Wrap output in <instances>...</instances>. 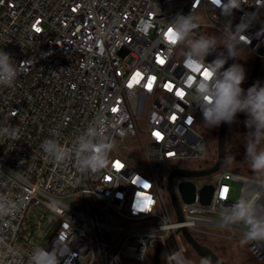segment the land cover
Returning <instances> with one entry per match:
<instances>
[{
	"label": "built area",
	"instance_id": "2783aa9c",
	"mask_svg": "<svg viewBox=\"0 0 264 264\" xmlns=\"http://www.w3.org/2000/svg\"><path fill=\"white\" fill-rule=\"evenodd\" d=\"M226 5L0 0V50L14 58L18 73L11 86L0 85V264H29L36 248L27 252L19 244L35 209L55 220L43 248L64 253L60 264H143L159 242L164 252L169 240H180L181 228L194 233L220 226L247 234V224L232 223V207L241 200L264 204V180L221 170L211 175L212 184L196 182L198 191L213 185V198L209 205L198 196L181 201L179 223L168 177L159 174L207 155L196 100L203 69L185 67L184 45L169 51L165 32L174 17L192 13L197 37L243 35L238 52L254 59L264 49V0H242L239 9ZM219 53L227 54L220 47L206 62ZM89 127L96 131L93 143L110 145L97 171H81L76 162L77 138ZM46 139L57 140L69 157L56 163L41 147ZM232 182L242 184L237 202ZM141 202L148 204L143 211ZM249 241L251 254L264 262V239Z\"/></svg>",
	"mask_w": 264,
	"mask_h": 264
},
{
	"label": "clouds",
	"instance_id": "9594fccd",
	"mask_svg": "<svg viewBox=\"0 0 264 264\" xmlns=\"http://www.w3.org/2000/svg\"><path fill=\"white\" fill-rule=\"evenodd\" d=\"M241 2L242 0H228L226 8L239 9ZM197 28L198 24L194 22L192 13L177 14L165 32L169 51L177 45H184L187 48L184 54L185 67L196 73L202 69L210 73L196 85V100L207 128L219 127L222 123L231 125L236 121L238 114L245 115L246 127L253 129V139L245 145V160L253 171L264 173V147L260 146V141L264 140V85L257 82L245 90L242 87L246 79L243 66L232 63L225 67L229 59L235 60L239 56V43L246 38L243 35L237 37L234 32L225 33L222 38L215 35L197 37L194 33ZM220 47H223L227 54L219 53L214 60L206 62V57ZM17 75L14 58L10 53L0 50V85L11 86ZM95 137V129L89 127L77 138L76 162L81 171H97L104 166L105 154L110 145L93 143ZM41 147L56 163L69 157V150L55 139H46ZM232 208V223L242 221L249 227L247 239H264V216L260 215V209L264 208V205L241 200ZM63 255L64 253L58 252L55 246L52 251L36 248L30 256L29 264H60ZM171 258L176 260L177 264H190L179 252L173 253Z\"/></svg>",
	"mask_w": 264,
	"mask_h": 264
},
{
	"label": "rangeland",
	"instance_id": "374dc122",
	"mask_svg": "<svg viewBox=\"0 0 264 264\" xmlns=\"http://www.w3.org/2000/svg\"><path fill=\"white\" fill-rule=\"evenodd\" d=\"M229 21L230 19L227 20V22ZM183 48L187 50L185 46ZM254 61L255 59L251 54L242 51L239 52V56L235 59V62L241 64L245 70L246 79L243 85L248 80ZM257 82L264 85V61ZM242 117L246 118L244 114H238L236 121L228 129L227 148L230 150V153L227 156L224 168L227 167L231 170L242 171L256 177H264V173H258L251 169L248 162L245 160V154L242 155L241 158H238L237 153H232V151H235L240 146L245 147L246 143L253 139V135L250 133L251 131L241 123ZM218 133L219 129L205 127L203 134L207 142V155L203 159L190 160L186 163H182L181 167L198 169L212 166L217 158ZM260 146L264 147V140L260 141ZM232 157L235 159L233 160ZM169 172L161 170L159 174L161 178L167 179ZM197 182L199 184H212L213 179L212 176H208ZM231 188V199L234 202L239 201L242 184L239 182H232ZM24 228L28 230V235L23 237L19 245L28 252L31 251L32 248L44 247L46 241L54 232L55 220L51 218V215L44 216L43 211L39 209L30 210L26 222L24 223ZM242 236L235 234L231 229L220 226L201 227L196 232V238L202 245L210 248L229 264H264V262L256 260L250 253V241L247 239L246 235ZM177 252L182 253L183 258L190 262V264H209L201 259L182 237L180 240H169L168 249L162 253V264H177L176 260L171 258L172 254ZM153 258L154 256L152 255L150 259L143 264H153Z\"/></svg>",
	"mask_w": 264,
	"mask_h": 264
},
{
	"label": "water",
	"instance_id": "95a60500",
	"mask_svg": "<svg viewBox=\"0 0 264 264\" xmlns=\"http://www.w3.org/2000/svg\"><path fill=\"white\" fill-rule=\"evenodd\" d=\"M264 49L260 50L255 61L252 65V70L248 76L247 82L242 86L245 90L254 83H257L259 73L263 63ZM229 65L225 66L228 67ZM233 124V123H232ZM231 124V125H232ZM229 124L222 123L219 128L218 140H217V158L212 166L205 168H185L177 167L173 169L168 176V194L170 198L171 207L175 213L177 222L181 223L184 221L182 212L181 201L184 203H193L197 196L204 205H209L215 187L213 185H204L199 191L196 186V182L204 177L211 176L212 174L219 172L224 169L226 159L230 150L227 148V132L230 128ZM228 223H224L227 226ZM248 232V229H244ZM177 234H181L182 238L192 248L196 254L209 264H228L221 259L216 253L210 248L202 245L193 235V233L187 228H181ZM174 235L171 236L173 238ZM164 245L159 242L157 245L153 264H162L161 258L163 253Z\"/></svg>",
	"mask_w": 264,
	"mask_h": 264
},
{
	"label": "snow or ice",
	"instance_id": "6c2138e0",
	"mask_svg": "<svg viewBox=\"0 0 264 264\" xmlns=\"http://www.w3.org/2000/svg\"><path fill=\"white\" fill-rule=\"evenodd\" d=\"M36 30L39 31V29H36ZM165 38H167V33H165ZM158 63L163 64V63H164V60L158 58ZM202 74H203L204 77L210 75V73H208L206 69L203 71ZM136 75H137V76H140L139 73H137ZM149 79H150V81H151V80L154 79V77H153V78H149ZM134 82H138V81L135 80V78H134ZM129 87H131V84L129 85ZM146 87H149V88H150V87H151V83H149L148 85H146ZM166 87H168L169 90H171V87H172V86H171V85H166ZM183 94H184V93H183L182 91H177V95L182 96ZM113 110L115 111V109H113ZM157 135H158V134H157ZM144 187H147V185H144ZM150 203H151V202L149 201L148 204H150ZM148 204H145V203L141 202V203L139 204L140 210H141V211L145 210V209L148 207Z\"/></svg>",
	"mask_w": 264,
	"mask_h": 264
},
{
	"label": "trees",
	"instance_id": "16d2710c",
	"mask_svg": "<svg viewBox=\"0 0 264 264\" xmlns=\"http://www.w3.org/2000/svg\"><path fill=\"white\" fill-rule=\"evenodd\" d=\"M245 127H246V125L245 124H243ZM247 129H249V131H251L250 133H251V135H253V129H251V128H247ZM232 153H237L238 155V158L240 157H242V155H244L245 154V147H242V146H240L239 148H237L235 151H232ZM226 164V163H225ZM223 170H230V171H233V172H236V173H239V174H242V175H245V176H248V177H252V178H255V179H258V180H264V177H256V176H252L251 174H247V173H244V172H242V171H238V170H231V169H228L227 167H225ZM193 235H194V237L196 238V232H194L193 233ZM197 239V238H196ZM171 240H173V239H171ZM195 252V251H194ZM196 253V252H195ZM251 253V252H250ZM224 261H226V260H224ZM227 262V261H226Z\"/></svg>",
	"mask_w": 264,
	"mask_h": 264
},
{
	"label": "bare ground",
	"instance_id": "6f19581e",
	"mask_svg": "<svg viewBox=\"0 0 264 264\" xmlns=\"http://www.w3.org/2000/svg\"><path fill=\"white\" fill-rule=\"evenodd\" d=\"M251 201V200H249ZM258 205H264L263 203H259ZM260 215L264 216V208L260 209Z\"/></svg>",
	"mask_w": 264,
	"mask_h": 264
},
{
	"label": "flooded vegetation",
	"instance_id": "af4514ba",
	"mask_svg": "<svg viewBox=\"0 0 264 264\" xmlns=\"http://www.w3.org/2000/svg\"><path fill=\"white\" fill-rule=\"evenodd\" d=\"M242 121H241V123L242 124H245V121H246V118H244V117H242V119H241ZM220 257V256H219ZM221 258V257H220ZM222 259V258H221ZM226 262V261H225ZM228 263V262H227ZM229 264V263H228Z\"/></svg>",
	"mask_w": 264,
	"mask_h": 264
}]
</instances>
